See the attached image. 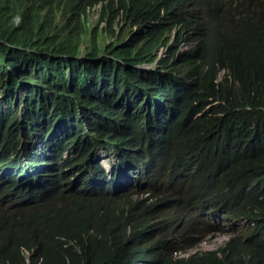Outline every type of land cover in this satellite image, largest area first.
Listing matches in <instances>:
<instances>
[{
  "label": "trees",
  "instance_id": "trees-1",
  "mask_svg": "<svg viewBox=\"0 0 264 264\" xmlns=\"http://www.w3.org/2000/svg\"><path fill=\"white\" fill-rule=\"evenodd\" d=\"M4 1L0 264H264V0Z\"/></svg>",
  "mask_w": 264,
  "mask_h": 264
},
{
  "label": "rangeland",
  "instance_id": "rangeland-1",
  "mask_svg": "<svg viewBox=\"0 0 264 264\" xmlns=\"http://www.w3.org/2000/svg\"><path fill=\"white\" fill-rule=\"evenodd\" d=\"M12 1L9 0L8 2V9L12 8ZM7 7L4 0H0V12L2 14L3 8ZM10 12V11H9ZM0 14V15H1ZM10 15V13L8 14ZM86 23L91 28H97V31H102L101 29L108 27L107 23V17L105 15H100L98 9L89 11L88 14L85 17ZM111 27L113 28L114 34H128V31L130 29H135V27L131 28V24L129 22L121 20L119 17H116L111 24ZM152 67V63L148 62L146 64V67ZM223 73L220 74L219 77H222ZM12 155H15V153H12ZM20 156V155H19ZM101 163L105 166L106 169H109L114 161L113 153L107 154L105 151L100 152ZM239 226H241V222H237ZM213 232V233H212ZM209 237H206V240L198 246L199 249H213L216 248L217 245L221 244L226 238L227 235H223L219 233L217 230L212 231Z\"/></svg>",
  "mask_w": 264,
  "mask_h": 264
},
{
  "label": "clouds",
  "instance_id": "clouds-1",
  "mask_svg": "<svg viewBox=\"0 0 264 264\" xmlns=\"http://www.w3.org/2000/svg\"><path fill=\"white\" fill-rule=\"evenodd\" d=\"M129 18H127V20H126V22H129ZM16 23H19V17H17L16 18ZM130 23V22H129ZM131 24V23H130ZM132 27H135V29H130L129 31H128V34H125V35H122V34H118V36H120L121 38H122V41H120V43H123V42H125L126 40H128L129 39V37L134 33V32H136V33H138V32H141L142 31V27L141 26H139V25H132L131 24V28ZM175 33H176V28H173L172 29V32H171V34H170V43H173V41L175 40ZM115 35H117V34H115ZM112 36V35H111ZM110 36V37H111ZM109 37V38H110ZM190 47V45H185V44H181L180 45V48L179 49H181V48H186V47ZM166 48H167V45H164L163 47H160V50H159V53H161V51H164L165 52V50H166ZM146 50V49H145ZM157 60L156 59H154L153 61H145L143 64H140V66H138V63H136V66H138L139 68H141V69H143V70H145V69H151L152 67H153V65H154V63L156 62ZM148 62H150V63H152V67H150V66H148V67H146V64L148 63ZM223 235H225V234H223ZM185 254V253H184ZM180 255H182V253H180Z\"/></svg>",
  "mask_w": 264,
  "mask_h": 264
},
{
  "label": "built area",
  "instance_id": "built-area-1",
  "mask_svg": "<svg viewBox=\"0 0 264 264\" xmlns=\"http://www.w3.org/2000/svg\"><path fill=\"white\" fill-rule=\"evenodd\" d=\"M138 63V62H137ZM141 63H138V66H140Z\"/></svg>",
  "mask_w": 264,
  "mask_h": 264
}]
</instances>
